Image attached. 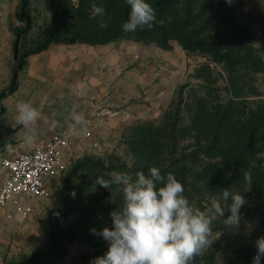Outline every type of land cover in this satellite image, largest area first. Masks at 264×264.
<instances>
[{
	"label": "rangeland",
	"instance_id": "obj_1",
	"mask_svg": "<svg viewBox=\"0 0 264 264\" xmlns=\"http://www.w3.org/2000/svg\"><path fill=\"white\" fill-rule=\"evenodd\" d=\"M16 1L17 66L52 43L110 42L134 43V62L151 68L149 94L135 91L124 130L111 133L110 144L92 140L94 145L71 156L49 195L31 203L25 221L37 222L46 240L16 264L65 256L91 264L104 254V240L90 230L110 228L109 213L123 204L121 187L106 189L97 178L107 181L116 172L134 177L150 167L173 173L202 211L213 198L223 204V189L242 193L239 227L225 229L211 213L209 245L192 264H251L255 241L264 236V0H218L217 6L206 0H146L155 10L153 26L127 34L125 0ZM93 4L105 9L106 27L92 15ZM215 8L219 14L209 17L206 12ZM185 14L193 19L185 20ZM174 33L193 34V45L202 49H183Z\"/></svg>",
	"mask_w": 264,
	"mask_h": 264
},
{
	"label": "crops",
	"instance_id": "obj_2",
	"mask_svg": "<svg viewBox=\"0 0 264 264\" xmlns=\"http://www.w3.org/2000/svg\"><path fill=\"white\" fill-rule=\"evenodd\" d=\"M17 12L16 0H0V186L6 176L3 159L29 151L54 134L70 138L63 166L71 156L94 145L92 140L97 146L110 144L111 133L124 130L132 115L135 91L149 94L151 77L150 65L134 62V43H52L17 66L13 35ZM11 79L14 86L7 91ZM19 101L30 102L41 113L34 125L37 139L30 146L23 144L24 130L15 122ZM74 113L83 114L86 120L79 135L69 134ZM87 132L91 133L88 137ZM7 213L0 208V264H16L43 244L46 235L37 222H26L18 215L8 218ZM107 247L104 241V252ZM32 264H75V260L65 256Z\"/></svg>",
	"mask_w": 264,
	"mask_h": 264
},
{
	"label": "clouds",
	"instance_id": "obj_3",
	"mask_svg": "<svg viewBox=\"0 0 264 264\" xmlns=\"http://www.w3.org/2000/svg\"><path fill=\"white\" fill-rule=\"evenodd\" d=\"M231 4L232 0H225ZM130 6L124 33H134L145 26L149 29L155 21V10L146 0H125ZM93 16L100 17V27H106V12L102 6L92 5ZM15 122L24 130L23 144L36 142L34 125L41 113L30 102L19 101L15 106ZM69 134L79 135L86 124L83 114H72ZM80 126V130H77ZM245 182L251 185L250 173L244 174ZM96 184L108 189L112 184L121 187L123 204L109 213L112 226L97 232L107 242V251L91 261V264H192L208 247L213 216L222 219L225 229L238 228L241 222L240 209L246 204L244 195L222 190V201L213 198L209 210L193 206L184 195L183 185L169 172L163 175L159 168L150 167L147 174L137 171L133 177L127 172L113 173L110 180L97 178ZM230 213L225 218V213ZM256 253L251 264H262L264 236L255 241Z\"/></svg>",
	"mask_w": 264,
	"mask_h": 264
},
{
	"label": "built area",
	"instance_id": "obj_4",
	"mask_svg": "<svg viewBox=\"0 0 264 264\" xmlns=\"http://www.w3.org/2000/svg\"><path fill=\"white\" fill-rule=\"evenodd\" d=\"M85 136H90V132ZM70 148L68 134H54L48 141L29 151L1 161L6 176L0 186V208L7 209L8 218L18 215L25 219L30 204L49 195Z\"/></svg>",
	"mask_w": 264,
	"mask_h": 264
},
{
	"label": "trees",
	"instance_id": "obj_5",
	"mask_svg": "<svg viewBox=\"0 0 264 264\" xmlns=\"http://www.w3.org/2000/svg\"><path fill=\"white\" fill-rule=\"evenodd\" d=\"M206 3L208 4V6H211L212 4L216 3V6H217V3H218V0H206ZM208 14V16L210 17V15H217L219 14V12L217 11V9H213L211 12L210 11H207L206 12ZM160 14V13H159ZM178 13L176 12L173 16H176ZM185 20L187 21H190L189 18L193 19V17L190 15V14H185ZM157 20H160V19H157ZM206 20H209L208 17H205V21ZM172 36H174V39L178 40L181 45L183 46V49L185 50H188L190 52H193V51H196V50H199V49H202V47L200 45L198 46H195L193 45V34H190V35H180V34H176L174 33ZM198 44H201V43H198ZM16 69H13V75L15 73ZM13 80L11 79V82H10V86L13 85ZM23 262H27V260H23Z\"/></svg>",
	"mask_w": 264,
	"mask_h": 264
}]
</instances>
